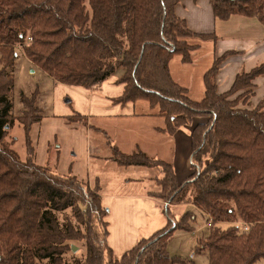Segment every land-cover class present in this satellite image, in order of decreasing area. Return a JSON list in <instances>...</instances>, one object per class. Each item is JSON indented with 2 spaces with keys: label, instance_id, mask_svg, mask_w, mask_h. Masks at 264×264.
<instances>
[{
  "label": "trees",
  "instance_id": "1",
  "mask_svg": "<svg viewBox=\"0 0 264 264\" xmlns=\"http://www.w3.org/2000/svg\"><path fill=\"white\" fill-rule=\"evenodd\" d=\"M216 18L257 17L264 24V0H210ZM181 0H0V264H69L64 254L70 241L85 240V258L77 264H197L169 252L175 230L193 231V211L169 223L149 238L115 256L108 244L109 209L97 191L74 174H59L35 161L31 129L43 119L38 90L20 94L21 112H13L14 68L19 47L29 61L56 82L94 89L113 75L124 84L113 100L138 99L158 106L165 116L163 131L174 135L195 117L192 160L196 171L179 184L171 163L139 152L126 154L113 147L112 159L121 166H159L160 195L172 203H192L208 215L210 232L199 238L195 252L206 264H255L264 259V96L253 108L232 99L264 75V61L240 72L231 88L219 92L216 76L229 54L217 57L204 75L205 95L193 100L174 81L169 63L180 54L191 62L187 38H216L191 31L175 8ZM87 118L79 112L68 116ZM19 120L27 158L5 141ZM73 211L74 223L59 213ZM168 210V209H166ZM169 211V210H168ZM187 217V218H186ZM189 217V218H188ZM105 218V219H104ZM247 222L248 229L217 227L218 222ZM85 228V229H84ZM71 264V263H70Z\"/></svg>",
  "mask_w": 264,
  "mask_h": 264
},
{
  "label": "crops",
  "instance_id": "2",
  "mask_svg": "<svg viewBox=\"0 0 264 264\" xmlns=\"http://www.w3.org/2000/svg\"><path fill=\"white\" fill-rule=\"evenodd\" d=\"M175 13L186 21L189 29L194 33L216 36L215 39H202L200 44H193L197 45V48L191 53V62H183L180 54L174 55L170 60L169 68L174 81L186 87L189 96L191 83L187 80L188 75L183 67L175 72L173 63L180 60L182 64L191 65L193 53L200 50L203 43L210 44L213 49V62L217 57L229 54L216 76L219 92L228 91L240 72L248 71L264 61V24L257 17L237 14L227 20L218 19L210 0H181L175 8ZM178 55L180 59H176ZM213 62L202 74L203 87L198 90L199 93L201 91L204 93L200 99L205 95L204 75ZM61 87L69 89L77 98L75 101L72 95L65 93L66 97H69L67 102L74 104L75 113L85 115L87 121L88 117L93 116L113 119L112 123L115 125V133L112 132L113 142L124 153L142 152L154 159L171 161L179 183H184L182 177L187 178L192 174L193 124L185 125L174 135H169L163 131L167 127V120L160 114L158 106L152 107L145 99L124 105L114 102L113 98L121 95L124 90V84L118 82L117 75L113 79L108 78L94 89L65 85ZM250 89L255 93L251 97L253 99L251 102L258 103L264 96V75L257 77L254 86ZM190 97L193 100H200ZM204 119L200 117L195 123L203 122ZM103 132L110 137L107 131ZM112 162L115 164L114 168L123 172L117 174L115 187L105 192L107 181L100 177H97L96 181L102 204L109 207V214L106 217L109 223L108 242L115 255L120 256L140 239L149 238L164 228L169 221L167 222L161 199L153 195L163 174L147 166H121L113 160ZM136 168H140L138 170H141L142 174L130 175V171L137 170Z\"/></svg>",
  "mask_w": 264,
  "mask_h": 264
},
{
  "label": "rangeland",
  "instance_id": "3",
  "mask_svg": "<svg viewBox=\"0 0 264 264\" xmlns=\"http://www.w3.org/2000/svg\"><path fill=\"white\" fill-rule=\"evenodd\" d=\"M187 41L190 45H193L196 43L200 44L203 40L202 38L190 37L187 38ZM209 45L210 44L203 43L201 49L196 50L193 53V62L191 65L182 64L180 60L179 62L176 61L177 63L175 61L173 63V70L175 72L180 67L184 68L188 75L187 80L191 83L190 96L196 99H200L203 96L204 92L201 91V93H199L200 91L198 90L200 87H203L202 74L207 66L213 62V49ZM196 48L197 45H195L193 50ZM177 57L178 58L176 59H180L179 55ZM14 75L15 88L13 92V112L16 115L21 112L22 105L20 102V94L22 92L31 95L38 90L37 104L43 107V119L32 126L30 133L32 145L35 149V161L40 165L48 166V168L59 174L71 173L77 175L79 179L87 184L91 191H97L98 189L96 181L97 177H100L101 179L103 178L107 181L108 186L105 192L112 190L115 187L117 174H123L122 171L114 168L115 164L112 162V150L115 146L112 134V132L115 133V125L112 123L113 119H111V117L104 119L105 117L93 116L91 118L88 117V121L87 119L84 121L83 118L76 116V121L69 120L68 116L73 115L75 109L73 103L67 102L69 97H66L65 93L72 95L75 101L77 98L74 97L69 89L62 88L61 85L67 87L74 86L56 82L52 77L33 65L22 52L20 47L19 55L15 62ZM115 76L116 75H113L110 78L113 79ZM192 89L194 90L193 92ZM253 92L254 90L252 91L250 88L238 90L231 98H237L239 106L253 109L258 104L251 102L253 101L251 97L255 94ZM198 118L200 117L194 118L192 123L194 126L196 124L195 121ZM201 118L205 117L201 116ZM207 118L208 117H206L203 122H206L208 120ZM8 128L9 133L6 136L5 141L11 145L22 159H26L28 156L27 145L22 124L19 120H16L13 126H8ZM103 131H107L111 138L105 135L106 133ZM148 157L152 158L151 156ZM160 161L171 163V161L167 160ZM192 166L191 168L194 169L192 174L187 176V178H181L184 183H186L187 180L189 181L196 171L195 166ZM151 168L162 173L163 168L161 169L159 166H153ZM136 169L137 170H131L129 174L132 176L141 175V170H138L140 168ZM158 184L159 186L153 191V194L160 195V181H158ZM191 195L192 193L189 192V194L184 197V202L180 203H172L168 200L161 199V205L164 207L167 222L170 220L168 214L171 215V218H173L175 222L182 220L188 211H193V214L196 216L195 221L187 220L194 226L193 231H184L180 229L174 231L169 238V252L171 255L191 259L197 264H206L207 256L201 252L195 251L197 249V244H199V238L202 239L208 236L210 232V222L208 220V215L204 213L201 208H198L192 203ZM106 207L109 209L108 206ZM59 216L61 220H64L66 216H68V218L72 219L74 223H77L76 219L73 217L72 210H68L66 213H59ZM247 225V222L239 219L230 222L216 223L217 227L223 229L229 226H237L240 231L247 230ZM69 243H71V248L64 254L65 261L69 264H77L86 256V241L73 240ZM73 247L75 248L73 249ZM255 264H264V259L258 260Z\"/></svg>",
  "mask_w": 264,
  "mask_h": 264
},
{
  "label": "water",
  "instance_id": "4",
  "mask_svg": "<svg viewBox=\"0 0 264 264\" xmlns=\"http://www.w3.org/2000/svg\"><path fill=\"white\" fill-rule=\"evenodd\" d=\"M75 247H73V249H74Z\"/></svg>",
  "mask_w": 264,
  "mask_h": 264
}]
</instances>
